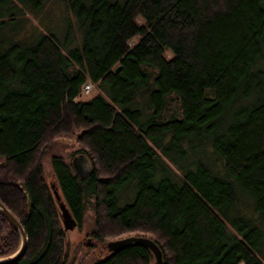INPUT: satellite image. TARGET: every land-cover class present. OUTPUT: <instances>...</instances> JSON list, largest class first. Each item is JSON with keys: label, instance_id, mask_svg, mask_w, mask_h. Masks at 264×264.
Segmentation results:
<instances>
[{"label": "trees", "instance_id": "obj_1", "mask_svg": "<svg viewBox=\"0 0 264 264\" xmlns=\"http://www.w3.org/2000/svg\"><path fill=\"white\" fill-rule=\"evenodd\" d=\"M73 132L91 169L53 153L51 176L79 221L90 200L99 240L264 264V0H0V200L28 237L2 264H71L41 158ZM19 243L0 212V256ZM152 259L132 243L91 264Z\"/></svg>", "mask_w": 264, "mask_h": 264}, {"label": "rangeland", "instance_id": "obj_2", "mask_svg": "<svg viewBox=\"0 0 264 264\" xmlns=\"http://www.w3.org/2000/svg\"><path fill=\"white\" fill-rule=\"evenodd\" d=\"M136 18L139 21L143 20L141 16H136ZM33 21H36V19L33 18ZM132 40H134V37L131 39V41ZM165 54L166 56H169L171 54V51L169 49H166ZM87 82L89 83L88 89H83L78 97L88 98L98 92V87L95 83H92L89 80ZM77 133L78 132L68 133L64 135H55V138L52 141L51 145L48 147V150L43 154L41 158L42 174L48 184L51 181H54L53 177L51 176V154L57 153L61 155L66 162L71 163L72 156L81 147L80 142L77 139ZM129 195L130 194H128V196ZM120 201L124 202V199H120ZM94 227V210L92 208L90 200H88L80 223H78L73 228L66 229L64 232V240L67 243L64 249L68 251L67 259L71 261V264H91V262L96 257L105 255L108 251L106 246L104 244L102 245V242L104 243V241L109 238H116L133 233H142L149 235L148 232H144L141 230L137 231L136 229H123L117 233L106 234L103 239L99 240L93 233ZM88 236L91 237V243L86 242ZM151 264H153V259L151 261Z\"/></svg>", "mask_w": 264, "mask_h": 264}, {"label": "water", "instance_id": "obj_3", "mask_svg": "<svg viewBox=\"0 0 264 264\" xmlns=\"http://www.w3.org/2000/svg\"><path fill=\"white\" fill-rule=\"evenodd\" d=\"M120 63L115 66V69L119 68ZM71 164L75 172L80 176L84 177L91 169V161L89 155L83 151L78 150L71 158ZM53 195L57 201L59 210H60V219L63 224L64 229L73 228L78 222L76 217L72 214L69 206L66 204V201L62 197L58 185L54 182H50ZM0 212L9 220V222L17 228L20 235V243L16 250H13L11 253L0 256V264L9 262L13 259H16L22 255L27 244V233L22 222L14 215L11 210L0 200ZM91 243V237H87V241ZM132 243H142L147 245L153 254L154 261L156 264L163 263V253L158 242L151 236L142 234V233H133L116 238H109L104 241V245L107 250H116L122 246L132 244Z\"/></svg>", "mask_w": 264, "mask_h": 264}, {"label": "flooded vegetation", "instance_id": "obj_4", "mask_svg": "<svg viewBox=\"0 0 264 264\" xmlns=\"http://www.w3.org/2000/svg\"><path fill=\"white\" fill-rule=\"evenodd\" d=\"M60 193H61V192H60ZM55 200H56V199H55ZM64 200H65V199H64ZM56 204H57V201H56ZM66 204H67V202H66ZM67 205H68V204H67ZM68 206H69V205H68ZM57 207H58V204H57ZM69 208H70V207H69ZM70 210H71V209H70ZM71 212H72V211H71ZM72 214H73V212H72ZM58 215H59V219H60V210H59V207H58ZM73 215H74V214H73ZM74 216H75V215H74ZM75 217H76V216H75ZM76 219H77V217H76ZM60 221H61V219H60ZM77 222L80 223V221H79L78 219H77ZM78 223H77V224H78ZM77 224H76V225H77ZM61 225H62V227H63L62 221H61ZM76 225H75V226H76ZM75 226H74V227H75ZM63 229H64V228H63ZM68 229H70V228H68ZM65 230H66V229H64V231H65ZM86 240H87V239H86ZM103 244H104V243L102 242V245H103ZM24 250H25V249H24ZM107 251H108V250H107Z\"/></svg>", "mask_w": 264, "mask_h": 264}, {"label": "built area", "instance_id": "obj_5", "mask_svg": "<svg viewBox=\"0 0 264 264\" xmlns=\"http://www.w3.org/2000/svg\"><path fill=\"white\" fill-rule=\"evenodd\" d=\"M88 87H89V83L88 82H86V83H84V85H83V89H88Z\"/></svg>", "mask_w": 264, "mask_h": 264}]
</instances>
